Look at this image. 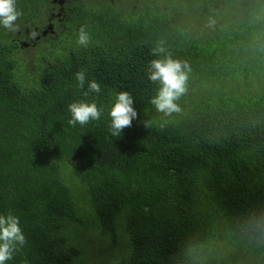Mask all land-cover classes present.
<instances>
[{
	"label": "trees",
	"instance_id": "trees-1",
	"mask_svg": "<svg viewBox=\"0 0 264 264\" xmlns=\"http://www.w3.org/2000/svg\"><path fill=\"white\" fill-rule=\"evenodd\" d=\"M124 1L70 3L37 65L23 60L32 43L0 29V214L26 238L6 264H264V0ZM161 41L192 69L168 117L147 78ZM93 79L101 93L83 96ZM117 90L139 113L120 137L108 131ZM93 99L101 119L69 126L68 105ZM220 240L235 251H216Z\"/></svg>",
	"mask_w": 264,
	"mask_h": 264
},
{
	"label": "clouds",
	"instance_id": "clouds-1",
	"mask_svg": "<svg viewBox=\"0 0 264 264\" xmlns=\"http://www.w3.org/2000/svg\"><path fill=\"white\" fill-rule=\"evenodd\" d=\"M67 1L70 2L71 0ZM63 3L61 16L59 18H54L57 24L56 34L59 24L64 18V0L62 4ZM22 15V11L17 7V0H0V28L12 32L18 30L19 24L17 21ZM17 36L21 38V41H26L25 33L23 35H21V33L19 35L17 34ZM49 37L52 38L56 36ZM47 38L48 37L32 44L31 48H34L39 43L43 45ZM90 39L91 37L86 27L81 26L77 43L81 46H87ZM21 43L27 44L25 42ZM153 52L157 55L161 53H165V55L162 59H153L149 64L147 74L148 80L151 82H158L160 85L156 95L150 99V103L158 112L168 117L173 113H179L181 111L177 101L188 90L187 82L189 73L192 69L186 60L173 59L170 53H166L163 47V41L153 49ZM75 79L77 81V86L80 89H84L86 73L84 71L76 72ZM90 93H95L97 95L101 93V85L94 79L87 81V90L83 91L82 95L87 97ZM113 101L111 108L108 110V116L110 117L108 131L111 136L120 137L126 127H131L132 122L139 119V113L135 107L136 100L129 91H114ZM68 111L70 113V119H68L67 124L71 127H75L77 124L83 127L90 122L99 121L104 114L103 106H98L95 99L91 102L84 100L74 101L68 105ZM258 113L249 117V124H252L256 120ZM142 123L146 128L147 121L144 120ZM25 242L26 238L20 226V218L11 213L0 214V264H6L7 261L11 260L13 253L19 246L24 245Z\"/></svg>",
	"mask_w": 264,
	"mask_h": 264
},
{
	"label": "rangeland",
	"instance_id": "rangeland-1",
	"mask_svg": "<svg viewBox=\"0 0 264 264\" xmlns=\"http://www.w3.org/2000/svg\"><path fill=\"white\" fill-rule=\"evenodd\" d=\"M140 1L143 3V5H146L150 7L151 9L156 8L155 6H157V3H158V0H140ZM123 2L125 1L124 0H71L70 2L65 1L64 8L65 10H67L71 3V4L82 5L81 7H76V8L84 9V11L88 13H97V12L103 11L107 7L110 9L109 10L110 12H114L116 9H118V7H121L122 5L125 4ZM109 5L111 7H109ZM25 7H27V9L22 11L23 15L17 21V23L19 24L18 30L12 32V31H7V30H4L3 28H0L2 33L5 34L10 40H13L15 37H17V32H20L21 35H23V32L26 29L29 31H32L36 28L45 29V27L48 24L47 20L51 18L52 16L51 11L53 10L54 7H56V5L53 4L52 0H50L47 3H45L42 0H35L34 3L32 4H29V3L25 4ZM73 17H75V15ZM125 17H127V14ZM50 36H56V22H54V33L51 34ZM222 40H223V37L220 35V32L217 31L213 36H211L209 43H211L212 45H218L222 42ZM23 42L26 43V41H23ZM60 43L62 46L64 45V43H66L68 47L71 46V42L68 40L65 42L61 40ZM25 49H27V51L24 54V59H23L24 62L33 61L35 65H37L40 62V57L45 51L44 47L40 43L37 44L35 48L27 47ZM29 66H33V65H29ZM220 90L221 89L218 86L216 88V93L219 94ZM158 113L163 115V113H160V112ZM215 249L218 252H222L223 255H225L227 250L235 251L234 246L229 244L228 242L226 243L225 240L218 241L215 245ZM234 257L233 258L235 261L239 262L240 260H242L244 262H247L246 259L242 258L244 257V255L240 253L239 251L237 252L236 255H234ZM247 259L253 260V258L250 256H248Z\"/></svg>",
	"mask_w": 264,
	"mask_h": 264
},
{
	"label": "flooded vegetation",
	"instance_id": "flooded-vegetation-1",
	"mask_svg": "<svg viewBox=\"0 0 264 264\" xmlns=\"http://www.w3.org/2000/svg\"><path fill=\"white\" fill-rule=\"evenodd\" d=\"M67 1V0H64V2ZM53 4L56 5V7L53 8L52 10V13H51V18H49L47 21H48V24L47 26L45 27V29H34L33 31H29V30H25V39H26V43L29 44V43H32V44H35L36 42H39L40 40L46 38V37H49L51 34L54 33V18L55 17H59L63 11V5L64 3L62 4L63 0H52ZM59 11V13H58ZM56 28H57V24H56ZM18 35L20 34V32L17 33ZM18 41L21 43L23 41H20L18 39Z\"/></svg>",
	"mask_w": 264,
	"mask_h": 264
}]
</instances>
